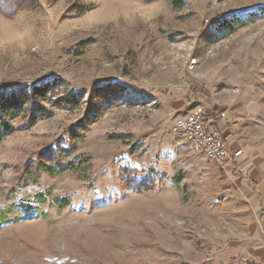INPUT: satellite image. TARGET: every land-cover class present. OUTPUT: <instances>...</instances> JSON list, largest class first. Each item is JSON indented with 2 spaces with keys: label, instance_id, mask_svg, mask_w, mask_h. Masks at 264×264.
<instances>
[{
  "label": "rangeland",
  "instance_id": "374dc122",
  "mask_svg": "<svg viewBox=\"0 0 264 264\" xmlns=\"http://www.w3.org/2000/svg\"><path fill=\"white\" fill-rule=\"evenodd\" d=\"M184 2L36 0L0 14V89L60 78L80 100L0 142V206L46 190L70 200L0 225V264H264V205L237 179L245 156L264 173V0ZM234 17L245 24L216 30ZM105 83L123 87L117 104L94 97ZM199 101L232 117L243 157L220 167L192 152L175 122ZM80 122L73 167L10 191L16 165L67 147ZM125 169L156 187L130 190Z\"/></svg>",
  "mask_w": 264,
  "mask_h": 264
},
{
  "label": "trees",
  "instance_id": "16d2710c",
  "mask_svg": "<svg viewBox=\"0 0 264 264\" xmlns=\"http://www.w3.org/2000/svg\"><path fill=\"white\" fill-rule=\"evenodd\" d=\"M143 3H154L159 0H141ZM173 9H181L185 6L184 0H166ZM37 6L36 0H0V14L5 18H12L17 12L23 9H34ZM88 7L82 8V12ZM264 11V7L260 9ZM254 15V14H252ZM245 22L239 18L217 20L216 30L222 35L233 33ZM123 87L118 83H105L94 86L95 98L109 106L118 103L122 96ZM58 94V95H57ZM80 105L76 93L69 92L62 88L60 78L33 84L2 86L0 89V142L18 131H25L33 127L39 121L53 116L55 109L72 110ZM17 121H21L18 123ZM89 122V121H88ZM88 124L80 122L71 126L67 131V147H56L47 145L40 149L37 156L26 161L22 165H16L13 185L10 191H16L28 185L39 184L43 174L55 175L64 169L73 167L68 163L66 167L63 160L73 154L76 144L84 139ZM113 137L122 138L121 134ZM88 157L80 159L87 162ZM5 168L8 166H4ZM127 188L135 192H144L154 189L157 185L152 177H133L132 170L125 169ZM51 198L53 204L62 209L69 205L68 197L52 196L49 190L34 193L31 200L22 202H9L0 206V225L8 223L13 219L23 218L27 213L36 209L35 204H41ZM8 200V198H7ZM18 211L17 214H14ZM42 216L45 213L39 212Z\"/></svg>",
  "mask_w": 264,
  "mask_h": 264
},
{
  "label": "built area",
  "instance_id": "2783aa9c",
  "mask_svg": "<svg viewBox=\"0 0 264 264\" xmlns=\"http://www.w3.org/2000/svg\"><path fill=\"white\" fill-rule=\"evenodd\" d=\"M212 110L197 102L190 111L179 117L175 129L188 141L194 154L201 155L216 165L226 166L231 160H238L244 154L239 146L228 145L227 138L217 128Z\"/></svg>",
  "mask_w": 264,
  "mask_h": 264
},
{
  "label": "crops",
  "instance_id": "0c3cea01",
  "mask_svg": "<svg viewBox=\"0 0 264 264\" xmlns=\"http://www.w3.org/2000/svg\"><path fill=\"white\" fill-rule=\"evenodd\" d=\"M258 109L262 111V107L259 106ZM223 115L214 116V121L217 128L223 133L227 138L228 145L235 147V137L232 136V127H235L234 121L232 123V117H222ZM251 153L249 154L248 159H250ZM243 157V156H242ZM229 163V162H228ZM227 163V164H228ZM244 163V164H242ZM226 164V166H227ZM242 164L243 172L242 175H239L237 179L241 181L243 186L246 188V193L249 195L250 199H255L256 204L259 205V202L264 205V173L257 168L259 161L254 162V165L249 164L246 161V156L241 160L240 165Z\"/></svg>",
  "mask_w": 264,
  "mask_h": 264
}]
</instances>
